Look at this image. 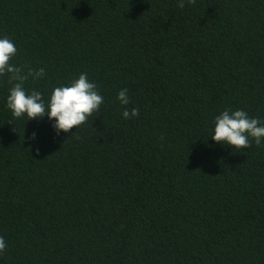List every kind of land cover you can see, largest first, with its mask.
I'll use <instances>...</instances> for the list:
<instances>
[{
  "label": "trees",
  "instance_id": "obj_1",
  "mask_svg": "<svg viewBox=\"0 0 264 264\" xmlns=\"http://www.w3.org/2000/svg\"><path fill=\"white\" fill-rule=\"evenodd\" d=\"M183 3L0 0L11 63L45 69L27 89L86 72L104 98L57 135L0 78V264H264V143L209 137L228 107L264 120V0Z\"/></svg>",
  "mask_w": 264,
  "mask_h": 264
},
{
  "label": "clouds",
  "instance_id": "obj_2",
  "mask_svg": "<svg viewBox=\"0 0 264 264\" xmlns=\"http://www.w3.org/2000/svg\"><path fill=\"white\" fill-rule=\"evenodd\" d=\"M180 7L184 6L180 0ZM17 53L15 41L7 35L0 36V78L7 77L10 87L5 97V106L11 113V119L16 122L21 118L26 120L47 117L52 128L59 135L69 132L73 126L85 123L94 112L99 111L104 102L98 85L89 79L86 72H81L66 84L52 88L47 98L44 93L36 89H27L25 82L43 78L45 69L27 71L23 67L11 63ZM121 105L130 102L128 89L122 88L116 95ZM139 110L125 107L122 111L124 119L138 116ZM37 133H32L35 140ZM212 141L234 149L250 147L254 141L256 145L264 143V120L250 116L244 109L230 107L222 110L213 117V127L210 136ZM7 247L5 239L0 236V252Z\"/></svg>",
  "mask_w": 264,
  "mask_h": 264
}]
</instances>
